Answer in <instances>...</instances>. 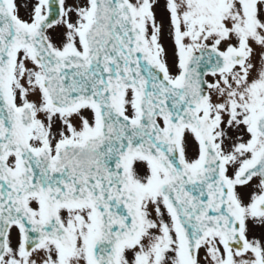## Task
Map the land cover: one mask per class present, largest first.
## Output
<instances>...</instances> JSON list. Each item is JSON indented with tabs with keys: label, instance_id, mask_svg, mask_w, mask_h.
<instances>
[{
	"label": "snow or ice",
	"instance_id": "snow-or-ice-1",
	"mask_svg": "<svg viewBox=\"0 0 264 264\" xmlns=\"http://www.w3.org/2000/svg\"><path fill=\"white\" fill-rule=\"evenodd\" d=\"M264 0H0V264H264Z\"/></svg>",
	"mask_w": 264,
	"mask_h": 264
},
{
	"label": "rangeland",
	"instance_id": "rangeland-1",
	"mask_svg": "<svg viewBox=\"0 0 264 264\" xmlns=\"http://www.w3.org/2000/svg\"><path fill=\"white\" fill-rule=\"evenodd\" d=\"M28 0H17V4L20 7V15L25 16V8L27 7ZM264 230L261 228V226H257V235L261 233V231Z\"/></svg>",
	"mask_w": 264,
	"mask_h": 264
}]
</instances>
